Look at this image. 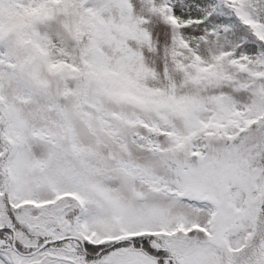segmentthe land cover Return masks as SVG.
<instances>
[{
    "label": "snow or ice",
    "instance_id": "obj_1",
    "mask_svg": "<svg viewBox=\"0 0 264 264\" xmlns=\"http://www.w3.org/2000/svg\"><path fill=\"white\" fill-rule=\"evenodd\" d=\"M0 264H264V0H0Z\"/></svg>",
    "mask_w": 264,
    "mask_h": 264
}]
</instances>
